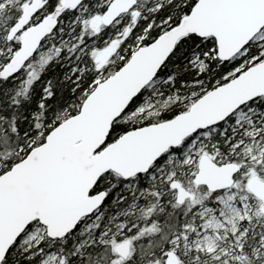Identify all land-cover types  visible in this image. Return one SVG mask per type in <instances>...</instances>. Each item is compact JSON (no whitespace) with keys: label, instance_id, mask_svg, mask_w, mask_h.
Instances as JSON below:
<instances>
[{"label":"snow or ice","instance_id":"snow-or-ice-1","mask_svg":"<svg viewBox=\"0 0 264 264\" xmlns=\"http://www.w3.org/2000/svg\"><path fill=\"white\" fill-rule=\"evenodd\" d=\"M0 264H264V0H0Z\"/></svg>","mask_w":264,"mask_h":264}]
</instances>
